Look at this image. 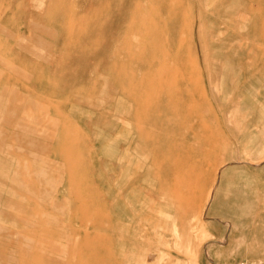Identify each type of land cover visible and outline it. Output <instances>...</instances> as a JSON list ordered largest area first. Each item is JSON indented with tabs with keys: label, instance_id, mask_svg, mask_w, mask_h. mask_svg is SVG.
<instances>
[{
	"label": "rangeland",
	"instance_id": "rangeland-1",
	"mask_svg": "<svg viewBox=\"0 0 264 264\" xmlns=\"http://www.w3.org/2000/svg\"><path fill=\"white\" fill-rule=\"evenodd\" d=\"M3 137L0 264H264V0H0Z\"/></svg>",
	"mask_w": 264,
	"mask_h": 264
},
{
	"label": "bare ground",
	"instance_id": "bare-ground-1",
	"mask_svg": "<svg viewBox=\"0 0 264 264\" xmlns=\"http://www.w3.org/2000/svg\"><path fill=\"white\" fill-rule=\"evenodd\" d=\"M17 95L16 94H14V97H16ZM24 96V95H23ZM22 98V97H21ZM25 98V97H24ZM23 98V99H24ZM13 99V98H12ZM26 99V98H25ZM28 100V99H27ZM33 101V100H32ZM24 102H26V101H23V103L22 104H24ZM38 102V101H37ZM31 104H32V102H30ZM29 103V104H30ZM34 103H36V101L35 102H33V106H34ZM40 104H42V103H40ZM31 105V106H32ZM26 106H27V104H26ZM36 106H37V104L35 105V108H36ZM28 107V106H27ZM45 108V107H44ZM36 109H38V108H36ZM25 110V109H24ZM28 110V109H27ZM31 110V109H30ZM12 111L14 112V111H16L15 109H12ZM36 111H39V110H36ZM26 112V111H25ZM23 114H26V113H24V111H23ZM23 114H22V116H23ZM37 116V115H36ZM25 117V116H24ZM29 117V116H28ZM38 117V116H37ZM27 118V117H26ZM38 119H40L39 117L38 118H36V120H38ZM30 121H31V119H30ZM15 133V132H14ZM12 137L11 138H7V139H9V141L11 140V142H13V140L14 139H17V137L13 134V135H11ZM7 139H5L4 137L2 138V139H0V144L2 145V148H3V141L5 142V143H7L6 142V140ZM3 140V141H2ZM4 143V144H5ZM154 150H153V148L151 147L150 148V156H148V159H149V157H150V166H152V167H154V169H156V167H157V164H158V162H157V155L155 156L154 155ZM8 154H9V152H8ZM0 160H1V156H0ZM6 163L7 162H5V165H6ZM3 164H4V162H3ZM9 164V163H8ZM10 164H11V162H10ZM12 165H13V163H12ZM12 165H10L11 167H12ZM7 166V165H6ZM11 167H10V169H11ZM8 168V167H7ZM182 172H181V177H184V179H185V181H184V185L182 186V190L184 191V192H189V191H191L192 190V188L191 187H189V182H190V180L192 179V170L194 169V167H193V165L191 164V165H188V163H184L183 165H182ZM17 171V170H16ZM38 172V173H37ZM18 173V172H17ZM36 173L37 174H39V175H42L44 172L42 171V170H38V171H36ZM47 176V175H46ZM49 177V176H48ZM171 177L173 178V179H175L176 177H178L177 175L174 177L173 176V173H171ZM9 179V178H8ZM116 180H117V183H118V179L116 178ZM16 181V180H15ZM14 181V182H15ZM50 182V181H49ZM51 182H52V180H51ZM47 183V182H46ZM45 183V184H46ZM53 183V182H52ZM59 187V184L57 185L56 184V188H58ZM5 188V187H4ZM59 189V188H58ZM117 190V189H116ZM178 190H181V188L180 187H175L174 188V190H173V192H174V194H178L179 193V191ZM11 191V190H10ZM120 195H121V193H120V191H118V192H116L115 194H114V215H115V217H114V221H113V223H115V229H117V230H121V224H122V217H121V215H120V213H118V209H119V207H120V205H119V202L121 201L120 200ZM15 207V206H14ZM131 227L129 226V225H127V226H125V229H128V231H130L131 229H130ZM126 234V236H128L129 235V232H127V233H125ZM12 236V235H11ZM23 236V235H22ZM118 235L116 234V238L113 240V243L114 244H118V245H120L124 240H122L121 238H120V236H119V238L117 237ZM132 236H135V234H132ZM25 237V236H24ZM13 246V245H12Z\"/></svg>",
	"mask_w": 264,
	"mask_h": 264
},
{
	"label": "crops",
	"instance_id": "crops-1",
	"mask_svg": "<svg viewBox=\"0 0 264 264\" xmlns=\"http://www.w3.org/2000/svg\"><path fill=\"white\" fill-rule=\"evenodd\" d=\"M9 122H14V121H9ZM34 131V130H33ZM24 167H19V169H18V173L21 171L22 173H24V172H26V170H24L23 169ZM40 170H42L41 168H40ZM43 172H44V175L46 176H50V173H49V171H46L45 169H43L42 170ZM24 186L25 187H28L29 186V184H24Z\"/></svg>",
	"mask_w": 264,
	"mask_h": 264
}]
</instances>
